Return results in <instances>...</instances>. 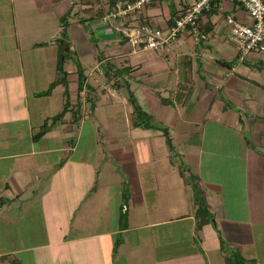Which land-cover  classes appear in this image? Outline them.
I'll return each instance as SVG.
<instances>
[{"label":"crops","instance_id":"crops-1","mask_svg":"<svg viewBox=\"0 0 264 264\" xmlns=\"http://www.w3.org/2000/svg\"><path fill=\"white\" fill-rule=\"evenodd\" d=\"M113 1L0 0V264H107L101 250L82 246L123 233L118 247L143 241L131 232L146 202L153 216L168 203L175 212L145 227L179 224L184 233L160 236L165 244L158 237L156 264L194 263L196 239L211 251L202 264H227L221 239L246 261L264 258V52L241 59L225 25L229 14L249 21L245 9L220 1L202 17L198 37L188 30L164 50L133 51L124 27L168 26L193 0H158L122 21L106 17ZM64 23L79 63L66 58L71 104L51 120L67 98L58 70ZM79 98L88 114L80 124ZM87 122L91 138L78 155ZM115 163L122 168L115 178H124L116 211L129 222L122 228L118 213V228L108 230L115 183L107 167L113 173ZM203 203L211 224L197 214Z\"/></svg>","mask_w":264,"mask_h":264},{"label":"built area","instance_id":"built-area-1","mask_svg":"<svg viewBox=\"0 0 264 264\" xmlns=\"http://www.w3.org/2000/svg\"><path fill=\"white\" fill-rule=\"evenodd\" d=\"M158 0H114L106 15L108 20L122 21L132 13L143 11L146 6ZM216 1H231L241 5L249 21H239L233 15L225 17L227 34L239 48L240 58L252 52H264V0H193L173 22L165 27L140 22L124 27L123 32L133 51L140 49L164 50L182 33L191 30L198 37L203 13L211 10ZM84 89L82 92L85 95Z\"/></svg>","mask_w":264,"mask_h":264},{"label":"rangeland","instance_id":"rangeland-1","mask_svg":"<svg viewBox=\"0 0 264 264\" xmlns=\"http://www.w3.org/2000/svg\"><path fill=\"white\" fill-rule=\"evenodd\" d=\"M224 3L227 4V2H224ZM227 5H229V3ZM217 10H218V8H217ZM222 14H224V13L222 12ZM48 35L49 34L44 35L43 38H48ZM59 37H60V39L63 37L62 33H60ZM60 39L58 40V47H60V43H61ZM81 44L82 43H80L79 46ZM90 48H91V45L90 44L87 45V43H85L84 49H90ZM94 49H96L97 53H101L100 51H102L101 48L97 49L95 46H93L92 50H94ZM59 51H60V49H59ZM94 52L92 51V53H94ZM65 54H66L65 55L66 58H70L71 59V62H70L71 64L74 63L75 66L78 65V63H79L78 62V57L79 56H78L77 52H75L74 50L71 51V52L65 50ZM86 62L88 64H92L93 65L94 56H92V57L89 56L88 60ZM115 78L112 79V80L115 81ZM87 115L85 114L86 118H88ZM85 116H82V118L78 119L77 123L80 124L82 119H86V118H84ZM89 130H90V123L87 122L86 123V127L84 129V132L82 134V142H81L80 149L78 150V155L81 154L82 152H85V149H86V146H87L86 142H87L88 139L91 138V134H90ZM76 137H77V134H76ZM101 164L103 166L102 167L103 168L102 169V174L104 176V171H105V169H104L105 168L104 167V161H102ZM117 164L115 163L116 167H115L113 173L109 172V170H111L112 168L111 167H107L108 168L107 173L109 175L108 179H110L109 181L117 184V185L114 184V186H109V194L112 195V199L109 201V203L111 204L110 206L113 209V214L112 213L108 214V220H105V221L108 222V225H107V229L108 230H112V229L118 228L117 226H115V224H118V223H116V216L118 215V213L121 216L119 222L122 225H126L127 221L129 222V220L127 219V214L125 213L124 209L121 212L116 211V209L118 208V204H119L118 200L120 199V194H119V192H117V191H119V189H118L119 180H123L124 179L123 177H121L119 179L115 178V177H118L116 175H118V173L122 171V168L119 169V167H118L120 165H117ZM120 175H121V173H120ZM106 179H107V175H106ZM106 179L101 177V181L102 182H104ZM176 194H178V193H176ZM160 196H162V195H160ZM126 200L127 199H126V195H125L124 196V202L122 203L123 207H126V205L129 204V203H127ZM144 206H145V208L141 210V215L138 216L139 220H140V223H142V224L141 225H137L135 227V229H133V231L131 232L132 237L140 238L143 241L139 242V240H138L135 243H132L133 247H129V248L127 246H124L125 244H123L122 246H119V247L117 246L116 247V244L114 243L113 240L117 239V237H121V236L124 237V233H123V234H118V235H108V237H106L105 241H103V242H99V241L96 242V241L92 240L90 242V244H88V246H87V243H85L84 246H82V248L91 249L93 251L101 250L102 253L106 254V256H107V264H156L155 263L156 258L153 255L154 250H152V247H153L152 245L153 244H155V245L158 244V240H157L158 237H159L160 241L163 244H165V243H167L166 242L167 240L165 238H163L164 240L161 239L160 236L164 237V236L167 235L166 233H168L169 235L172 234L171 238L175 239L177 237H181L182 238L184 233L182 232L181 226L179 227V224L166 225V226H162V227H145L144 224H146V223H148V222H150V221H152L154 219H157V217H159L161 214L166 215L168 213H171L172 216H174L175 210L170 208L172 205H170L169 203L168 204H164L165 207L161 205L160 208H162V209L160 210V212L157 215L154 214V216H153L152 215V208H151V205L149 204V202H146L144 204ZM153 212H154V210H153ZM126 219H127V221H126ZM205 220L209 221V218H206V217L203 216L202 221H205ZM209 224H211L210 221H209ZM94 228L95 227L93 226V228H90V229L92 231H94V232L98 231V229H99V228H97V229H94ZM87 231H88L87 229L86 230L83 229V230H80L79 233L81 235L83 233L84 234L87 233ZM189 231H190V228L185 233L187 236H190L189 234H191ZM76 233H78V231H76ZM169 242H171V241H169ZM172 242H174V241L172 240ZM202 244H203V242H200L198 239L195 240V249L194 250H195V253L197 252V254L192 255V258H193V261H194V263H192V264H202V260H204V261L207 260V259L209 260V256H210L209 254H211V251H209V249H208L209 254H205L204 250L201 248ZM256 245H258V244L256 243ZM258 247H259V245H258ZM77 248H79V247L75 246V249H77ZM180 248L182 249V247L180 246V247H178L177 250H180ZM169 250L174 251L173 248H170ZM256 251H257L258 254L261 252L260 249H258V248H256ZM234 252H236V251H234ZM234 252H233V255H234ZM112 254H113V256H112ZM233 255H230V256L232 257ZM205 257H207V258H205ZM95 260H97V259H93L92 258L91 259V263L95 264V262H94ZM246 262H247V264L248 263H250V264H259V263L264 264V258L250 259L249 261H246Z\"/></svg>","mask_w":264,"mask_h":264},{"label":"trees","instance_id":"trees-1","mask_svg":"<svg viewBox=\"0 0 264 264\" xmlns=\"http://www.w3.org/2000/svg\"><path fill=\"white\" fill-rule=\"evenodd\" d=\"M218 2L219 1H216V3H214L212 5L211 10L204 12L203 16L204 15H208V16L209 15H213L215 12H217V4H218ZM64 21H66L65 18H64ZM200 25H201V23H200ZM62 35H63V37L60 39L61 43H60V47H59V49H60V62L58 64V70L60 71V73L63 74V77H62V79H60V81L64 82L65 85H66V96H67V98H66V102L64 103L63 110L60 113H58L57 115H55L54 117H52L51 120H58V119L62 118L64 116V114L69 110L70 104H71L70 101H69V96H68L69 95V91H68V88H67V84L68 83H67V80H66V75L67 74H66V72L64 70V63L66 61L65 50L70 51V48H69L68 43L66 41L67 37H68V32H67V29H66V23H64V29L62 30ZM78 68H79V89H82L83 85H84V77L85 76H84V73H83L82 68H81L80 65L78 66ZM57 82L58 81L53 82L50 85V87L46 91L40 93V95L49 94L52 91V89L54 88V86L57 84ZM92 97H93V93L92 92H88L87 100H91ZM132 103L135 104V99H133V98H132ZM81 106H82V103H81L80 98H79L77 106H76V110L74 111V117H75L76 121L78 119L82 118V116H83L81 114ZM135 107H136V110H138L137 105H135ZM48 124H49V119L45 121L42 130L34 136L36 139L40 138L41 136H43L45 134V132L47 131V128H48ZM197 214H198V216L202 215L204 217L210 218L209 211L205 207L204 203L201 204L200 207L198 208ZM125 226L126 225H122V228H125ZM199 227H201V226H199ZM221 243H222V246H223L224 250L229 253L228 258L226 257L227 264H247L246 260L244 258H242V256L239 253L234 252V251L230 252V250L227 247V243H226V241L224 239H221ZM115 244H116V247L120 244V238L119 237H117V240H116ZM233 252H234V255H233ZM230 255H233V256L231 257Z\"/></svg>","mask_w":264,"mask_h":264}]
</instances>
